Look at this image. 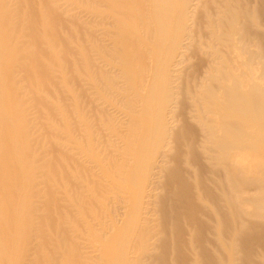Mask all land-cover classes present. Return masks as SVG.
I'll use <instances>...</instances> for the list:
<instances>
[{"label": "bare ground", "instance_id": "bare-ground-1", "mask_svg": "<svg viewBox=\"0 0 264 264\" xmlns=\"http://www.w3.org/2000/svg\"><path fill=\"white\" fill-rule=\"evenodd\" d=\"M0 264H264V0H0Z\"/></svg>", "mask_w": 264, "mask_h": 264}]
</instances>
